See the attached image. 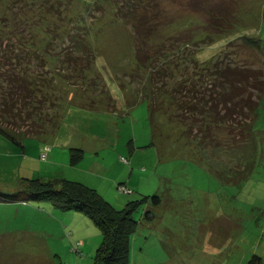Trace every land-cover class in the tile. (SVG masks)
<instances>
[{
    "label": "rangeland",
    "instance_id": "374dc122",
    "mask_svg": "<svg viewBox=\"0 0 264 264\" xmlns=\"http://www.w3.org/2000/svg\"><path fill=\"white\" fill-rule=\"evenodd\" d=\"M201 1L205 11L190 8V0L147 2V18L151 21L156 11L164 25H158L146 44L174 47L180 57L182 48L187 49L186 62L164 78L167 82L147 84L146 74L157 57L137 64L135 34L129 22L114 16V0H0V39L24 47L19 53L33 46L39 51L51 39L48 78L42 82L32 72L38 69L35 59L29 60L27 78L36 77L42 92L56 98L51 109L54 118L39 132L25 134L20 125L5 127L8 117L5 123L0 119L12 137L0 133V190L12 191L30 178L55 186L68 179L93 187L116 209L130 200L150 197L133 212L137 228L130 238L127 264H247L252 254L264 264V96L254 124V168L238 183L224 182L207 165L222 169L234 164L243 156L245 145L238 151L233 148L235 153L202 146L198 154L199 142L187 139L186 129L199 132L200 122L191 115L183 121L180 109L161 104L150 113L142 99L145 85L154 100L163 87L175 85L180 73L189 76L192 63L188 61L193 57L205 63L228 51L233 63L253 61V66H261L249 47L236 44L241 35L257 36L264 49V0ZM81 16L89 28L87 39L94 56L80 74L71 73L61 61L67 58L62 52L71 45L69 33L78 32ZM213 16L233 23L213 27ZM208 35L212 40L203 44ZM167 60L171 71L176 56L169 54ZM76 149L82 157L72 161ZM153 195L159 197L158 204L151 201ZM24 200L30 207L20 206L17 217L0 204V231L29 227L25 221L31 215L33 229L45 225L52 234L41 239L52 252L44 251L49 258L39 254L35 259L32 253L40 250V241L6 235L1 252L12 245L18 254L4 258L5 264H93L103 235L89 216L58 208L53 213L44 209L51 214L45 215L40 210L52 209L49 201Z\"/></svg>",
    "mask_w": 264,
    "mask_h": 264
},
{
    "label": "trees",
    "instance_id": "16d2710c",
    "mask_svg": "<svg viewBox=\"0 0 264 264\" xmlns=\"http://www.w3.org/2000/svg\"><path fill=\"white\" fill-rule=\"evenodd\" d=\"M147 2L149 0H114L116 6L113 14L116 18L129 22L135 34V56L138 65L140 63L144 65L149 60L151 63L157 57L154 61L156 64L151 65L146 74V83L159 80L164 84L167 82V80L164 81V78L179 70L180 62L181 65L186 62L187 49L182 48V57H180L177 54L178 49L175 51L174 47H167V49L165 46L162 48L159 45L149 46L146 44L148 37L158 25H164L161 16L156 11L153 12L151 21L147 18ZM201 2V0H190L189 4H193L190 5V8L205 11V4ZM99 12L104 13V9H100ZM210 13L213 12L210 10ZM223 14L227 15L228 9H223ZM92 15L94 16V14ZM83 17L81 16L77 21L78 32L76 34L70 32L68 35L71 45H66L62 52L66 54L67 58L63 59L61 64H66L71 69V73H83L84 63L88 68L94 56L87 39L89 28ZM218 17L223 18L222 15ZM218 17L210 18V20L212 19L210 24L213 27L224 28L228 27L226 23H233L230 20L227 22L226 20H217ZM212 38L211 35H208L206 41L204 39L201 41L204 44L210 42ZM239 38L240 42L236 45L249 47L248 50L253 55L255 54L261 66H253V61L233 63L230 52L226 51L205 63H202L203 60L191 58L188 61L192 63L191 74L188 76L180 73L175 85L170 88L166 86L165 89L163 87V91L161 93L159 91L161 95L158 93L160 97L154 98V100L152 99L153 95H149L145 91L146 83L145 86L143 85L145 97L142 99L146 102L150 113L153 111L152 109H157L161 104L167 109H180L183 121L186 116L191 115L194 120L200 122L199 132L196 130L193 133L189 126L186 129V133L189 135L192 133V136L187 135V139L194 141L195 144L199 142L197 145L198 154L202 150V146V148L216 149V151L223 147L222 150L235 153L233 148H237L238 151L245 145L243 156L237 159L234 164L222 169L216 168L210 163L207 165L208 171L227 183L240 182L254 168L256 158L254 124L257 119L259 102L264 96V49L261 47V39L250 35H241ZM8 40L0 39L1 122L5 123L8 117L10 121L4 124L5 127L20 125L25 128L22 131L25 134L39 132L44 128V124L51 122L54 118L51 109L55 106L56 98L50 99L42 92L36 77L34 80L27 78L30 67L29 60L35 59V63L38 62L35 65L38 69L33 68L32 72L38 74L37 77L42 82L45 80L43 78H48L46 61L53 57V54L48 52L47 46H52V43H49L51 39L40 49L41 51L34 49V46L28 47L31 49L25 46L26 50L22 53L19 51L24 50V47H18L19 45ZM169 54L176 56L177 60H175V66L171 71L167 69ZM179 58H181L180 61ZM185 68L187 69L188 66ZM67 78L75 79L72 76ZM162 86L156 87L162 89ZM150 92L154 93L153 89ZM4 126L0 124V133L12 138L5 132ZM220 133L222 134L219 135ZM239 143L243 145L240 146ZM76 153L75 151L71 153L72 161L81 159V150L76 149ZM17 197L45 199L55 208L79 210L89 216L102 229L103 235L102 242L96 248L93 264H127L130 238L137 228L133 212L150 199L146 196L140 200H130L126 203V207L116 209L96 189L85 183L61 179L58 181V186H55L49 181H41L38 178L27 179L24 184L12 191L0 190V199L12 200ZM151 201L153 204H158L160 199L157 195H153ZM149 214V211H145L146 218H150ZM247 264H262L261 257L252 254Z\"/></svg>",
    "mask_w": 264,
    "mask_h": 264
},
{
    "label": "crops",
    "instance_id": "0c3cea01",
    "mask_svg": "<svg viewBox=\"0 0 264 264\" xmlns=\"http://www.w3.org/2000/svg\"><path fill=\"white\" fill-rule=\"evenodd\" d=\"M36 201H45V199H35ZM48 200H46V202H47ZM0 204L1 205H3V206H5L4 208H3V211H7V210H11L12 211V215H14V216H18V212H19V209L21 208V207H30V205H28V204H26V202H25V200L23 199V198H21V197H17V198H15V199H12V200H9V199H7V200H3V199H0ZM47 204H50V203H47ZM6 206H8V207H6ZM21 206V207H20ZM50 206H51V208L52 209H49V208H46L45 206H44V208H42V210H40L41 212H45L44 214L46 215V213L47 214H49V215H51L50 214V212H46L44 209H46V210H52L51 212L53 213V212H56V208L52 205V204H50ZM35 214V213H34ZM33 214V215H34ZM67 214V213H66ZM29 218V219H28ZM27 219H26V223L28 224V225H30L29 227L27 226V227H24V228H20V229H17V228H11V229H9V230H1L0 231V254H1V257H0V264H5L4 263V258H11L12 256H14V255H17L18 254V252H17V249H16V247H14V246H12V245H10V246H8L6 249H5V251H4V253H2L1 251H2V248L5 246V243L2 241V240H5V236L6 235H12V234H14V233H16L18 236H20L22 239H32L33 241H35L36 243L38 242V241H40L39 242V246L38 247H40V250H38V248H37V251H35L34 253H32V256L35 258V259H37V257H38V255L39 254H41L42 256H44V257H46V258H49L50 256H48V255H46V253L44 252V251H46V250H48L50 253L52 252V250H50V248H49V245H48V243H47V241L46 242H44V241H42L41 239H42V237L43 236H49V237H52L51 235V233H49V232H47V226H45V225H42L40 228H39V230H38V228H35V226H34V229L32 228L33 227V224L29 221L30 219H31V215L28 217ZM57 220V219H56ZM57 221H59V220H57ZM12 224V223H11ZM60 224V223H59ZM58 224V225H59ZM13 225V224H12ZM31 225H32V227H31ZM5 229H7V226L5 227ZM6 231V232H5ZM8 231V232H7ZM26 247H27V251H29V250H31V247H30V245H26ZM46 247V249L45 250H43L44 248ZM31 253V252H30ZM3 256V257H2Z\"/></svg>",
    "mask_w": 264,
    "mask_h": 264
}]
</instances>
